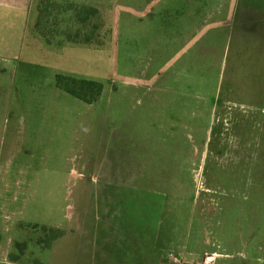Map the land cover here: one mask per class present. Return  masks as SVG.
Listing matches in <instances>:
<instances>
[{"label":"rangeland","instance_id":"374dc122","mask_svg":"<svg viewBox=\"0 0 264 264\" xmlns=\"http://www.w3.org/2000/svg\"><path fill=\"white\" fill-rule=\"evenodd\" d=\"M108 3L60 51L0 25V264H264V0Z\"/></svg>","mask_w":264,"mask_h":264},{"label":"trees","instance_id":"16d2710c","mask_svg":"<svg viewBox=\"0 0 264 264\" xmlns=\"http://www.w3.org/2000/svg\"><path fill=\"white\" fill-rule=\"evenodd\" d=\"M58 1L62 2V4L52 0H34L33 6L35 5V13L32 12L30 16L31 22L33 23L35 21L33 26L30 25V32H32L35 38H43L47 49L52 51H60L63 49V44L57 43L53 32L55 31L61 34L59 31L65 25H68L67 30L61 32H65L66 34L63 36L68 35V41H71L75 46H78L79 41L76 35L71 34L75 33L81 25L84 26L85 31H88V28H90L91 32L99 30V28H105L107 37L111 36L109 34L111 28L108 26V19H106L107 14L112 10L108 0ZM106 25L109 27L108 30L106 29ZM57 28H59V31H57ZM56 80L58 88L87 104H93L98 101L103 91V85L94 81L67 76H57ZM118 254L122 258L121 261H116V264H122L124 261H128L127 257L126 260L124 259L122 249H117L116 247L110 249L106 260L109 258L116 260ZM141 256V252L138 251L137 259L139 260ZM132 258V249H130L129 264H133ZM137 259H133V261H137ZM138 264H140V261ZM141 264H145V261L142 260Z\"/></svg>","mask_w":264,"mask_h":264},{"label":"crops","instance_id":"0c3cea01","mask_svg":"<svg viewBox=\"0 0 264 264\" xmlns=\"http://www.w3.org/2000/svg\"><path fill=\"white\" fill-rule=\"evenodd\" d=\"M5 4H10V5L5 6ZM32 12H33V0H0V25L3 26L9 24L10 28L12 29L14 26H16L14 21L17 20L16 24L22 25V27L24 28V33H26V27L29 23H31L29 19ZM164 100L165 99L163 97L160 98L162 105H164ZM116 231L111 230L110 233L112 234ZM114 247H116L117 249H122V245L120 244L114 245ZM153 247L154 250H156V246ZM240 254L245 255L244 251L239 252L237 255ZM156 259H155V251H153L150 256V259H145V256H143L139 258L138 262L140 261L141 264L142 260H144L145 264H153L156 263Z\"/></svg>","mask_w":264,"mask_h":264},{"label":"built area","instance_id":"2783aa9c","mask_svg":"<svg viewBox=\"0 0 264 264\" xmlns=\"http://www.w3.org/2000/svg\"><path fill=\"white\" fill-rule=\"evenodd\" d=\"M214 260H215L214 256H208V257L204 258V260L202 261L201 264H214ZM182 263H183V259L178 257L173 252L167 254L165 259L162 258L160 260V264H182Z\"/></svg>","mask_w":264,"mask_h":264},{"label":"bare ground","instance_id":"6f19581e","mask_svg":"<svg viewBox=\"0 0 264 264\" xmlns=\"http://www.w3.org/2000/svg\"><path fill=\"white\" fill-rule=\"evenodd\" d=\"M73 176H75V177H76V176H77V174H76V173H74V174H73ZM70 208H71V207H70ZM70 210H71V209H70ZM70 215H71V212H70Z\"/></svg>","mask_w":264,"mask_h":264}]
</instances>
